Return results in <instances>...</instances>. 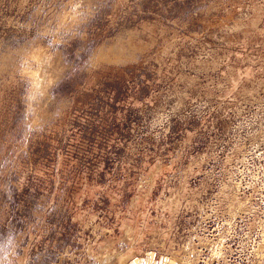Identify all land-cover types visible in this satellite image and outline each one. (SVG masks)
<instances>
[{
    "label": "rangeland",
    "instance_id": "rangeland-1",
    "mask_svg": "<svg viewBox=\"0 0 264 264\" xmlns=\"http://www.w3.org/2000/svg\"><path fill=\"white\" fill-rule=\"evenodd\" d=\"M0 264H264V0H0Z\"/></svg>",
    "mask_w": 264,
    "mask_h": 264
}]
</instances>
